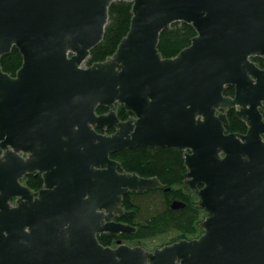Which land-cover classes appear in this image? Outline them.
Listing matches in <instances>:
<instances>
[{
    "label": "water",
    "instance_id": "obj_1",
    "mask_svg": "<svg viewBox=\"0 0 264 264\" xmlns=\"http://www.w3.org/2000/svg\"><path fill=\"white\" fill-rule=\"evenodd\" d=\"M116 1L0 0V264H264V68L252 60L264 59V0H123L129 32L84 67ZM177 22L196 36L164 58L161 34ZM13 47L14 76L1 65ZM231 108L246 133L227 132ZM136 147L186 150L183 183L207 212L199 237L100 243L137 231L115 221L126 195L170 191L120 171L111 155ZM33 173L39 191L22 182Z\"/></svg>",
    "mask_w": 264,
    "mask_h": 264
},
{
    "label": "trees",
    "instance_id": "obj_2",
    "mask_svg": "<svg viewBox=\"0 0 264 264\" xmlns=\"http://www.w3.org/2000/svg\"><path fill=\"white\" fill-rule=\"evenodd\" d=\"M132 16V2L121 0L111 4L104 38L98 46L91 50L86 61L87 66L104 61L114 54L130 30ZM195 36L196 31L191 24L174 23L162 32L159 51L164 58L174 57L189 46ZM252 60L260 67L264 66L263 58L254 57ZM22 62V55L15 47L1 58L3 71L12 76L20 69ZM233 94V87L228 86L225 95L232 96ZM107 111L105 107L97 109L99 114ZM226 113L229 119L227 132H246L245 123L236 118L233 109H229ZM117 115L121 120H125L131 114L120 105ZM107 131L112 132L111 129ZM111 157L121 164L120 171L136 173L145 178L157 177L165 188H170V191L151 190L142 195L130 193L124 197L123 204L127 212L122 219L137 228V232L126 236L127 238L147 240L172 236V239L165 243L168 244L179 239L197 238L203 233L200 223L207 216V212L200 206L199 197L183 185L186 169L180 149L136 147L123 149L112 154ZM23 182L31 189H39L42 186L40 175H29ZM175 199L180 200L185 206L172 208L171 204ZM98 238L103 242L101 238H106V236L100 235Z\"/></svg>",
    "mask_w": 264,
    "mask_h": 264
},
{
    "label": "flooded vegetation",
    "instance_id": "obj_3",
    "mask_svg": "<svg viewBox=\"0 0 264 264\" xmlns=\"http://www.w3.org/2000/svg\"><path fill=\"white\" fill-rule=\"evenodd\" d=\"M257 65V64H256ZM258 66V65H257ZM260 67V66H259ZM261 68H264V66L263 67H261ZM230 87H232V86H230ZM233 89H234V87H233ZM234 92H235V89H234ZM232 96H234V94L232 95ZM231 109H233L234 110V114H235V111H236V109L235 108H231ZM229 110V109H228ZM227 110V111H228ZM259 110H260V112H261V114H262V116H263V120H264V102H263V106H261L260 108H259ZM226 111V112H227ZM131 116V115H130ZM129 116V117H130ZM236 116V115H235ZM128 117V118H129ZM237 118V117H236ZM238 119V118H237ZM125 120H127V119H125ZM239 120V119H238ZM239 121H241V120H239ZM241 122H243V121H241ZM245 123V122H244ZM245 126H246V132H247V125H246V123H245ZM112 130V129H111ZM114 132V130H112V132L111 133H113ZM246 132H244V133H246ZM103 133H109L107 130H105V132H103ZM239 133V132H238ZM263 138H264V134H263ZM146 148V147H145ZM179 149V148H172V147H165V148H150V149ZM181 150V152H182V158H183V162L185 161V154H186V150H182V149H180ZM184 166H185V164H184ZM185 174L187 173V168H186V166H185ZM185 174H184V179H183V181L185 180ZM29 175H34V176H38V175H40L41 176V178H42V175L41 174H38V173H33V174H29ZM29 175H27V176H29ZM27 176H25V177H27ZM25 179V178H24ZM23 179V180H24ZM23 180H22V182H23ZM24 183V182H23ZM25 184V183H24ZM26 185V184H25ZM43 178H42V186L39 188V189H32L33 191H39L41 188H43ZM183 185L185 186V187H188L193 193H195L196 194V192L193 190V189H191L188 185H186V184H184L183 183ZM201 187V186H200ZM30 188V187H29ZM154 190H159V189H154ZM148 191H151V190H148ZM145 192H147V191H145ZM144 192V193H145ZM144 193H142V194H144ZM139 194V193H138ZM142 194H140V195H142ZM197 195V194H196ZM127 196V195H126ZM198 196V195H197ZM123 200H124V198H123ZM176 200V199H175ZM175 200H173V201H175ZM178 201H180V200H178ZM199 201H200V199H199ZM124 203V202H123ZM122 206H123V208L125 209V207H124V204H122ZM126 212H127V210L125 209V212L123 213V214H117L116 216H115V221H117V222H121V223H125V224H128V223H126V222H124L123 221V216L126 214ZM130 225V224H129ZM137 232V231H136ZM136 232H134V233H120V234H117V233H111V232H105V233H101V234H99V236L100 235H104V236H106V238H101L102 239V241L103 242H101L100 240V243L101 244H103L104 246H108V247H113V248H115V247H117V246H119V245H122V244H124V245H128V246H131V247H134V246H142L143 245V243L146 241V240H143V239H138V238H127L126 236H128V235H133V234H135ZM99 239V238H98ZM194 239V238H193ZM148 240V239H147ZM180 240V239H179ZM178 241V240H177ZM168 244H171V243H168ZM165 245H167V244H165ZM164 246V245H163ZM162 247V246H161ZM155 249V248H154Z\"/></svg>",
    "mask_w": 264,
    "mask_h": 264
},
{
    "label": "rangeland",
    "instance_id": "obj_4",
    "mask_svg": "<svg viewBox=\"0 0 264 264\" xmlns=\"http://www.w3.org/2000/svg\"><path fill=\"white\" fill-rule=\"evenodd\" d=\"M84 67H87L86 63L83 65ZM172 236H167V237H160V238H154V239H148L143 243V247L147 250H153L156 247H161L163 244L167 243V241H170L169 239Z\"/></svg>",
    "mask_w": 264,
    "mask_h": 264
}]
</instances>
